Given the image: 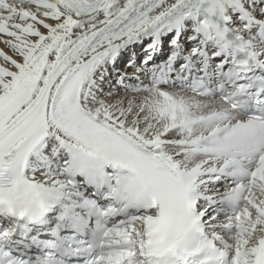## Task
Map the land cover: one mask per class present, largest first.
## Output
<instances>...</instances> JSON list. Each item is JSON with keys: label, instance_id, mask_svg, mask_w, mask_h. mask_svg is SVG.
Here are the masks:
<instances>
[{"label": "snow or ice", "instance_id": "obj_1", "mask_svg": "<svg viewBox=\"0 0 264 264\" xmlns=\"http://www.w3.org/2000/svg\"><path fill=\"white\" fill-rule=\"evenodd\" d=\"M0 264H264V0H0Z\"/></svg>", "mask_w": 264, "mask_h": 264}]
</instances>
